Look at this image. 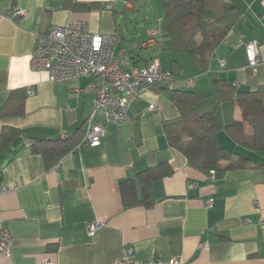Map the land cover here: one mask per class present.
I'll return each mask as SVG.
<instances>
[{
	"label": "crops",
	"instance_id": "0c3cea01",
	"mask_svg": "<svg viewBox=\"0 0 264 264\" xmlns=\"http://www.w3.org/2000/svg\"><path fill=\"white\" fill-rule=\"evenodd\" d=\"M228 1L242 17L207 71L161 37L162 69L171 71L172 61L181 67L177 87L144 94L128 121L106 124L98 147L86 145L80 133L73 149L48 170L26 143L85 132L96 94L89 78L52 83L47 72L33 71L35 34L53 24L85 21L93 33L119 35V58L137 57L134 64L145 65L151 53L139 54L138 45L160 18L147 17L131 31L120 24L127 11H135L130 0H0V109L12 92L35 90L26 95L22 117L0 119V134L4 127L21 131L4 168L6 154L0 156V237L7 232L11 238L10 257L0 254V264H120L126 248L133 250L134 264H264V153L238 147L222 131L220 146L261 167L212 174L191 168L165 134V125L180 118V106L190 98L199 115L215 113L224 126L239 120L235 102L220 103L222 82L240 92L264 86V0ZM91 4L102 7H84ZM15 8L25 15L12 21L8 14ZM250 41L259 48L255 67L246 56ZM101 120L97 115L95 121ZM163 168L171 173L147 180ZM126 186L133 192L124 199ZM145 187L149 206L141 201ZM211 200L214 206L207 209ZM96 221L103 227L91 235L88 226Z\"/></svg>",
	"mask_w": 264,
	"mask_h": 264
},
{
	"label": "trees",
	"instance_id": "16d2710c",
	"mask_svg": "<svg viewBox=\"0 0 264 264\" xmlns=\"http://www.w3.org/2000/svg\"><path fill=\"white\" fill-rule=\"evenodd\" d=\"M139 0H130L137 10ZM162 16L159 20L161 37L168 39L174 51L181 53L208 70L211 58L225 40L228 33L242 17L238 8L228 0H158ZM89 9L101 8L102 4H91ZM137 57L132 59V62ZM181 67L172 61L171 72L178 79ZM220 103L235 102L241 110V118L230 125H222L215 113L199 115L194 109L195 100L188 99L180 106L179 119L165 125V134L170 147L178 150L188 165L196 170L226 172L234 169L261 167L241 153L219 145V133L224 131L236 145L249 152L264 153V86L256 91L240 92L226 82L221 83ZM190 95V93H188ZM25 90L11 93L7 103L0 109V119L22 117L25 114ZM83 130L61 141L28 140L32 152L42 156L46 168L52 169L73 149L77 136ZM21 136L19 129L4 127L0 134V156L7 154L12 144ZM166 168L156 172L147 180L167 176ZM126 186L123 196L133 192ZM141 200L147 206L149 195L145 187ZM140 201V202H141Z\"/></svg>",
	"mask_w": 264,
	"mask_h": 264
},
{
	"label": "built area",
	"instance_id": "2783aa9c",
	"mask_svg": "<svg viewBox=\"0 0 264 264\" xmlns=\"http://www.w3.org/2000/svg\"><path fill=\"white\" fill-rule=\"evenodd\" d=\"M24 15V10L15 8L8 17L16 21ZM120 42L117 33H93L85 21H70L64 26L53 24L45 33L35 34V49L31 59L33 71L47 72L52 83L78 78H89L93 81L91 90L96 94L95 107L86 122L83 137V142L90 147L101 145L106 135V124H122L128 121L129 110L144 94L156 87L173 90L179 83L171 71L161 67L159 25L157 28H149L147 37L139 42V54L145 51L151 53V58L145 65H136L129 57L119 58ZM245 48L248 64L255 67L259 63L258 44L250 41ZM220 66L224 67L225 62L221 60ZM185 84L190 88L193 80L188 79ZM26 92L27 96H32L35 90L28 88ZM150 111L156 113L158 110L151 106ZM97 115L102 116L101 121H95ZM26 146L30 147L29 141ZM213 206L214 202L211 200L206 208L211 209ZM102 227L96 221L88 226V231L95 235ZM10 252V235L3 232L0 237V254L9 258ZM133 254L131 248H126L120 264H134ZM172 264H180V261L174 260Z\"/></svg>",
	"mask_w": 264,
	"mask_h": 264
},
{
	"label": "rangeland",
	"instance_id": "374dc122",
	"mask_svg": "<svg viewBox=\"0 0 264 264\" xmlns=\"http://www.w3.org/2000/svg\"><path fill=\"white\" fill-rule=\"evenodd\" d=\"M161 16L162 12L158 0H149L148 4L140 11H127L123 22H120V24L124 29L129 28V30L133 31V29L137 27V25L142 24L147 17L155 22L156 17L161 18ZM120 18L121 16H118V21Z\"/></svg>",
	"mask_w": 264,
	"mask_h": 264
},
{
	"label": "water",
	"instance_id": "95a60500",
	"mask_svg": "<svg viewBox=\"0 0 264 264\" xmlns=\"http://www.w3.org/2000/svg\"><path fill=\"white\" fill-rule=\"evenodd\" d=\"M129 1V0H128ZM147 4V0H139L138 1V7H137V11H140L145 5ZM13 151V148L4 156V164L1 166V168H4L7 163H8V160L10 159L11 157V153Z\"/></svg>",
	"mask_w": 264,
	"mask_h": 264
}]
</instances>
